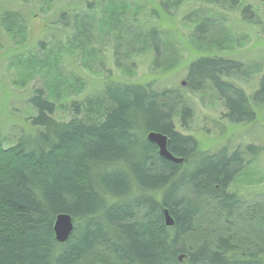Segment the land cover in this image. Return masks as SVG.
Returning a JSON list of instances; mask_svg holds the SVG:
<instances>
[{
	"label": "trees",
	"instance_id": "trees-1",
	"mask_svg": "<svg viewBox=\"0 0 264 264\" xmlns=\"http://www.w3.org/2000/svg\"><path fill=\"white\" fill-rule=\"evenodd\" d=\"M195 14V35L204 38L218 19ZM14 17L5 12L1 22L10 29ZM87 18L75 17L78 30L87 29ZM141 36L158 56L166 42L157 27ZM241 66L200 57L185 76L190 91L210 86L224 118L238 126L255 121L252 101L264 105V75L252 98L227 80ZM152 85L106 83L108 108L92 124L77 116L60 123L54 103L33 92L38 131L10 148L0 141V264H264V200L243 202L229 190L243 170L242 152L198 150L176 130V109L165 103L181 97ZM181 107L184 126L192 112ZM150 132L165 135L167 151L183 161L162 159ZM164 210L173 226L164 225ZM59 214L74 220L63 244L53 232Z\"/></svg>",
	"mask_w": 264,
	"mask_h": 264
},
{
	"label": "rangeland",
	"instance_id": "rangeland-1",
	"mask_svg": "<svg viewBox=\"0 0 264 264\" xmlns=\"http://www.w3.org/2000/svg\"><path fill=\"white\" fill-rule=\"evenodd\" d=\"M5 12L15 15L10 29L1 22ZM195 13L218 19L204 38L195 35ZM76 16L88 17L87 29L78 30ZM154 27L166 42L158 56L141 38ZM214 56L242 65L227 80L252 98L264 75V0H0V141L10 148L38 131L28 103L37 89L54 103L55 120L77 116L92 124L108 108L101 102L106 83H152L181 97L165 103L176 109V130L193 137L198 150L242 152L243 170L229 190L258 203L264 200V105L252 101L255 121L238 126L224 118L210 86L187 89L190 63ZM184 104L192 116L183 126ZM249 146L259 151L250 156Z\"/></svg>",
	"mask_w": 264,
	"mask_h": 264
},
{
	"label": "water",
	"instance_id": "water-1",
	"mask_svg": "<svg viewBox=\"0 0 264 264\" xmlns=\"http://www.w3.org/2000/svg\"><path fill=\"white\" fill-rule=\"evenodd\" d=\"M147 140L157 147V152L162 159L175 164L181 163L183 161L182 159L177 160V158H175L169 151H167V137L165 135L156 132H150L147 135ZM164 217V225H166L167 227L173 226L174 221L167 210H164ZM73 228L74 226L71 216H69L68 214L57 215L53 225L55 240L60 244L65 243L66 240L69 239ZM179 259L182 260V257H180Z\"/></svg>",
	"mask_w": 264,
	"mask_h": 264
},
{
	"label": "bare ground",
	"instance_id": "bare-ground-1",
	"mask_svg": "<svg viewBox=\"0 0 264 264\" xmlns=\"http://www.w3.org/2000/svg\"><path fill=\"white\" fill-rule=\"evenodd\" d=\"M70 216V215H69ZM72 218V217H71ZM164 220H165V217H164ZM72 221L74 222L73 218H72ZM74 226V225H73ZM57 242V241H56ZM180 260V259H179Z\"/></svg>",
	"mask_w": 264,
	"mask_h": 264
}]
</instances>
